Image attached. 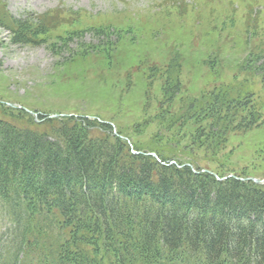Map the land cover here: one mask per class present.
I'll return each instance as SVG.
<instances>
[{"label":"trees","instance_id":"trees-1","mask_svg":"<svg viewBox=\"0 0 264 264\" xmlns=\"http://www.w3.org/2000/svg\"><path fill=\"white\" fill-rule=\"evenodd\" d=\"M46 17L17 19L0 2V27L16 42L44 34ZM180 72L172 58L162 124L195 118L213 126L207 136L208 126L200 129L212 141L188 149L192 156L177 143L132 145L133 153L98 117L40 113L35 120L0 102V264H264V183L196 157L202 147L217 155L231 126L264 122V104L232 83L171 114Z\"/></svg>","mask_w":264,"mask_h":264},{"label":"rangeland","instance_id":"rangeland-1","mask_svg":"<svg viewBox=\"0 0 264 264\" xmlns=\"http://www.w3.org/2000/svg\"><path fill=\"white\" fill-rule=\"evenodd\" d=\"M0 2L17 19L47 15L45 33L32 43L16 42L0 27V102L27 109L35 120L40 113L98 117L111 122L130 147L177 143L192 156L188 149L212 141L205 136L213 126L195 118L180 126L162 124L169 118L168 104H162L164 70L172 58L181 72L171 114L232 83L243 84L264 104V0ZM247 114L239 113L233 125ZM221 139L217 155L198 151V164H222L264 179V122L231 126Z\"/></svg>","mask_w":264,"mask_h":264},{"label":"water","instance_id":"water-1","mask_svg":"<svg viewBox=\"0 0 264 264\" xmlns=\"http://www.w3.org/2000/svg\"><path fill=\"white\" fill-rule=\"evenodd\" d=\"M53 116H56V115L54 114ZM251 179H253V181H255V182H264V179L263 180H259V179H255V178H251Z\"/></svg>","mask_w":264,"mask_h":264}]
</instances>
